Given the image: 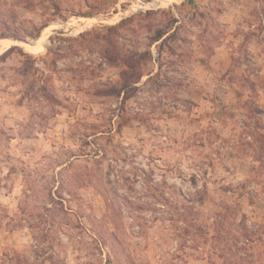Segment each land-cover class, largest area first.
<instances>
[{
	"label": "rangeland",
	"instance_id": "1",
	"mask_svg": "<svg viewBox=\"0 0 264 264\" xmlns=\"http://www.w3.org/2000/svg\"><path fill=\"white\" fill-rule=\"evenodd\" d=\"M136 1L0 0V264H264V0Z\"/></svg>",
	"mask_w": 264,
	"mask_h": 264
},
{
	"label": "trees",
	"instance_id": "2",
	"mask_svg": "<svg viewBox=\"0 0 264 264\" xmlns=\"http://www.w3.org/2000/svg\"><path fill=\"white\" fill-rule=\"evenodd\" d=\"M167 33H171L170 30L161 31L159 30L155 34V41L162 40L164 41L167 37ZM7 36L0 35V38H5ZM16 49H19L18 46H12L10 49H8L6 52H4L2 55H0V59L3 58L9 51H14ZM111 59L113 61H116L118 59L119 54L116 52L110 53ZM151 57V51H131L128 53H125L122 56V62H123V69H122V77L123 81L121 83L120 88V94H123L124 99H127L130 96V90L133 89L134 84L138 83L140 79L142 78L143 74V65L142 62L147 61L148 58Z\"/></svg>",
	"mask_w": 264,
	"mask_h": 264
},
{
	"label": "bare ground",
	"instance_id": "3",
	"mask_svg": "<svg viewBox=\"0 0 264 264\" xmlns=\"http://www.w3.org/2000/svg\"><path fill=\"white\" fill-rule=\"evenodd\" d=\"M169 1H171V0H156V4H163V3H168ZM174 1V0H173ZM117 17V16H116ZM80 21H82L83 22V24L84 25H82L83 27H81V26H78V27H81V28H84L85 27V24H87L88 23V25L90 26L92 23H91V21H89V22H87V20L85 19V18H81L80 19ZM50 28V27H49ZM53 28V27H52ZM74 28H76V27H74ZM54 29L56 30V31H64L63 30V26H56V25H54ZM78 29V28H77ZM66 31V30H65ZM48 39H45V40H41L40 38L39 39H37L36 41H31V44L32 45H30V44H27V43H25V42H21L20 44L22 45V47H25L26 49H28V50H33V51H35L34 49L35 48H37V46H39L41 43H43V45L44 44H47L48 43ZM41 42V43H40ZM8 44V43H7ZM6 44V45H7Z\"/></svg>",
	"mask_w": 264,
	"mask_h": 264
},
{
	"label": "built area",
	"instance_id": "4",
	"mask_svg": "<svg viewBox=\"0 0 264 264\" xmlns=\"http://www.w3.org/2000/svg\"><path fill=\"white\" fill-rule=\"evenodd\" d=\"M159 5L160 4H156V0H151V1H147V2L144 0H137L136 2H133L132 10H136V9L146 10V9L158 7ZM207 168H208V174H210L211 173L210 166ZM198 177H200V175Z\"/></svg>",
	"mask_w": 264,
	"mask_h": 264
},
{
	"label": "water",
	"instance_id": "5",
	"mask_svg": "<svg viewBox=\"0 0 264 264\" xmlns=\"http://www.w3.org/2000/svg\"><path fill=\"white\" fill-rule=\"evenodd\" d=\"M25 43L32 45V44H31V41H29V42H25Z\"/></svg>",
	"mask_w": 264,
	"mask_h": 264
}]
</instances>
